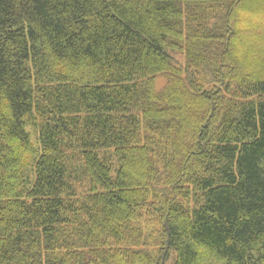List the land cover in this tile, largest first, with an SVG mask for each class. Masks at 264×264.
I'll list each match as a JSON object with an SVG mask.
<instances>
[{
    "label": "trees",
    "instance_id": "trees-1",
    "mask_svg": "<svg viewBox=\"0 0 264 264\" xmlns=\"http://www.w3.org/2000/svg\"><path fill=\"white\" fill-rule=\"evenodd\" d=\"M169 260L264 264V0H0V264Z\"/></svg>",
    "mask_w": 264,
    "mask_h": 264
},
{
    "label": "rangeland",
    "instance_id": "rangeland-1",
    "mask_svg": "<svg viewBox=\"0 0 264 264\" xmlns=\"http://www.w3.org/2000/svg\"><path fill=\"white\" fill-rule=\"evenodd\" d=\"M246 15H247L246 12L243 15L240 14L239 15V19H242V18L246 17ZM260 51H261V48H257V49L255 47H254V49L249 48L244 53L245 56H243L244 54H241L240 53L241 50H240L239 52L236 53L237 55H236V59H235V65H238V63L239 64H242V63L244 64L246 61L248 62L249 59L252 60V61L253 60L261 61L262 56L260 55ZM175 58H176V60L178 61L179 64H182L183 58L181 56L175 55ZM158 82H159V84H162L164 82V79L161 78V79L158 80ZM167 264H171V260H169L167 262Z\"/></svg>",
    "mask_w": 264,
    "mask_h": 264
}]
</instances>
